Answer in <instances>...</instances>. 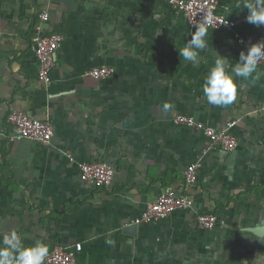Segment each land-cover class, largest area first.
<instances>
[{"label": "crops", "instance_id": "0c3cea01", "mask_svg": "<svg viewBox=\"0 0 264 264\" xmlns=\"http://www.w3.org/2000/svg\"><path fill=\"white\" fill-rule=\"evenodd\" d=\"M236 3L220 0L218 11L246 40L264 42V26L247 23ZM38 27L64 38L49 85L37 77ZM195 30L165 0H0V239L16 232L49 251L81 243L75 264H264V67L259 78H234L232 104L209 105L202 87L215 53L231 72L245 48L232 31L207 30V50L185 62L179 50ZM98 66L112 75L86 76ZM12 110L50 121L51 144L10 140ZM176 114L214 129L235 120L236 148L176 127ZM66 155L110 164L111 185L82 181ZM193 162L201 169L192 208L134 223L164 188L183 191ZM198 214L220 223L203 229Z\"/></svg>", "mask_w": 264, "mask_h": 264}, {"label": "built area", "instance_id": "2783aa9c", "mask_svg": "<svg viewBox=\"0 0 264 264\" xmlns=\"http://www.w3.org/2000/svg\"><path fill=\"white\" fill-rule=\"evenodd\" d=\"M167 4L179 11L186 24L196 29V25L204 26L207 30L219 31L229 30L239 46L247 48L254 44L249 42L236 32V22L218 11L220 0H165ZM41 23L48 22L47 12L38 15ZM37 35L34 38V55L38 64L37 77L45 85L52 82V72L56 62V52L64 38L57 33L43 34L42 28H37ZM258 66L264 67V60ZM113 69L108 66L93 67L86 72V76L94 80H101L110 77ZM176 127L194 129L203 134L208 142L224 152H230L237 146L238 140L232 133L236 121L232 120L221 129H214L202 121L186 114H176L172 118ZM7 125L10 130V140H27L31 143L46 147L51 144L54 135V126L48 120H40L26 114L11 111L7 116ZM70 163L76 165L80 179L86 183L94 184L97 187L108 188L114 178L113 167L106 162H81L76 163L70 155H66ZM3 155L0 151V163ZM201 169L200 162H193L186 166L183 172V191L177 192L168 186L164 188L151 203H148L141 214L135 219L136 224H149L158 222L170 217L172 214L190 210L193 200L188 195V190L197 181L198 172ZM198 226L203 229H212L220 219L212 214H198L196 216ZM82 248L81 243L73 245H54L44 260V264H75L78 254Z\"/></svg>", "mask_w": 264, "mask_h": 264}, {"label": "clouds", "instance_id": "9594fccd", "mask_svg": "<svg viewBox=\"0 0 264 264\" xmlns=\"http://www.w3.org/2000/svg\"><path fill=\"white\" fill-rule=\"evenodd\" d=\"M235 7L247 9L246 22L257 27L264 26V0H237ZM207 29L196 25L191 38L179 50V55L185 62L198 63V53L207 50ZM214 65L204 78L203 94L209 105L226 107L234 102L237 94V85L234 78H259L258 64L264 60V42L251 44L247 52L241 51L239 59L231 72L226 71V57L215 53ZM224 57V58H222ZM167 111L171 105L163 104ZM49 249L41 241L25 246L16 232L4 235L0 239V264H44Z\"/></svg>", "mask_w": 264, "mask_h": 264}, {"label": "trees", "instance_id": "16d2710c", "mask_svg": "<svg viewBox=\"0 0 264 264\" xmlns=\"http://www.w3.org/2000/svg\"><path fill=\"white\" fill-rule=\"evenodd\" d=\"M3 155V154H2ZM3 160V159H2ZM101 188V187H100ZM178 192V191H177ZM180 192V191H179Z\"/></svg>", "mask_w": 264, "mask_h": 264}]
</instances>
